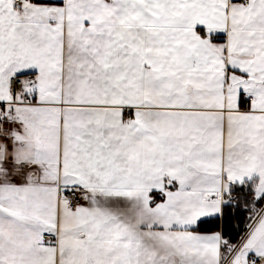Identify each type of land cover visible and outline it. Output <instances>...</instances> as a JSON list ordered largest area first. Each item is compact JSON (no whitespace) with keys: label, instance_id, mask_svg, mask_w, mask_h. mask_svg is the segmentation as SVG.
<instances>
[{"label":"snow or ice","instance_id":"snow-or-ice-1","mask_svg":"<svg viewBox=\"0 0 264 264\" xmlns=\"http://www.w3.org/2000/svg\"><path fill=\"white\" fill-rule=\"evenodd\" d=\"M0 264H264V0H0Z\"/></svg>","mask_w":264,"mask_h":264}]
</instances>
